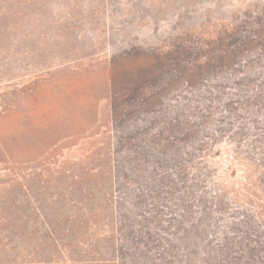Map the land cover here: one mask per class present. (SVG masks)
<instances>
[{
	"label": "rangeland",
	"instance_id": "374dc122",
	"mask_svg": "<svg viewBox=\"0 0 264 264\" xmlns=\"http://www.w3.org/2000/svg\"><path fill=\"white\" fill-rule=\"evenodd\" d=\"M0 264H264V0H0Z\"/></svg>",
	"mask_w": 264,
	"mask_h": 264
}]
</instances>
